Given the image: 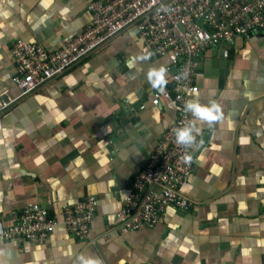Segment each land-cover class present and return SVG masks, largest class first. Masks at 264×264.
I'll list each match as a JSON object with an SVG mask.
<instances>
[{
    "label": "crops",
    "instance_id": "1",
    "mask_svg": "<svg viewBox=\"0 0 264 264\" xmlns=\"http://www.w3.org/2000/svg\"><path fill=\"white\" fill-rule=\"evenodd\" d=\"M89 1L0 0V103L20 94L13 41L62 49L89 23ZM140 47L129 28L0 111V264H74L81 253L102 264H264V36L201 59L198 92L187 101L214 100L223 118L198 125L193 171L181 187L190 209H167L152 229L107 232L177 114L172 103L150 104L156 89L146 73L168 61L143 59ZM86 196L96 208L84 240L62 226L37 243L3 236L14 211L39 204L60 219Z\"/></svg>",
    "mask_w": 264,
    "mask_h": 264
},
{
    "label": "built area",
    "instance_id": "2",
    "mask_svg": "<svg viewBox=\"0 0 264 264\" xmlns=\"http://www.w3.org/2000/svg\"><path fill=\"white\" fill-rule=\"evenodd\" d=\"M86 9L89 23L62 49L47 51L33 42L13 41L10 56L15 74L11 81L20 94L1 101L0 111L81 63L117 34L134 29L143 57L168 61L171 86L154 90L148 97L150 104L158 107L172 103L177 114L143 169L131 180L113 215L115 224L107 232L152 229L167 209L184 212L192 206L181 187L193 171V147L199 136L192 146L184 147L176 143L174 129L191 120L184 105L189 94L198 92L201 59L210 48L230 47L237 39L264 36V0H91ZM144 107L137 104L136 110ZM95 208V198L86 196L64 206L58 219L45 207L33 204L11 213L12 225L3 236L18 244L37 243L62 226L84 240Z\"/></svg>",
    "mask_w": 264,
    "mask_h": 264
},
{
    "label": "clouds",
    "instance_id": "3",
    "mask_svg": "<svg viewBox=\"0 0 264 264\" xmlns=\"http://www.w3.org/2000/svg\"><path fill=\"white\" fill-rule=\"evenodd\" d=\"M147 59L148 57H142ZM167 71L165 66L151 67L146 73V79L154 89L163 90L167 81ZM184 111L190 112L193 119L187 124L174 129L175 141L178 145L190 147L196 143L197 137L201 134V123L212 125L223 118L220 105L212 100L207 104H202L198 100H189L184 105ZM74 264H102L99 257L79 254L76 256Z\"/></svg>",
    "mask_w": 264,
    "mask_h": 264
},
{
    "label": "trees",
    "instance_id": "4",
    "mask_svg": "<svg viewBox=\"0 0 264 264\" xmlns=\"http://www.w3.org/2000/svg\"><path fill=\"white\" fill-rule=\"evenodd\" d=\"M258 36L260 37V36H262V35H258ZM258 36H257V37H258Z\"/></svg>",
    "mask_w": 264,
    "mask_h": 264
}]
</instances>
